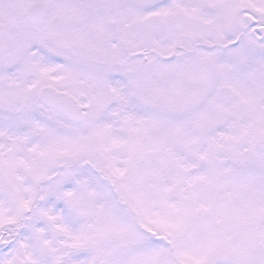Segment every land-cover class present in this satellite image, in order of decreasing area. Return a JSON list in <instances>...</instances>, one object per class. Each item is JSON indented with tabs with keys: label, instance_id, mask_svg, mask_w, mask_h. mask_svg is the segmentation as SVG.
I'll use <instances>...</instances> for the list:
<instances>
[{
	"label": "snow or ice",
	"instance_id": "1",
	"mask_svg": "<svg viewBox=\"0 0 264 264\" xmlns=\"http://www.w3.org/2000/svg\"><path fill=\"white\" fill-rule=\"evenodd\" d=\"M0 264H264V0H0Z\"/></svg>",
	"mask_w": 264,
	"mask_h": 264
}]
</instances>
